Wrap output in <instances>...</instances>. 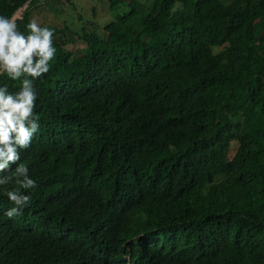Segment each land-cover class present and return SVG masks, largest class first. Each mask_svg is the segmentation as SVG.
Returning a JSON list of instances; mask_svg holds the SVG:
<instances>
[{
	"label": "trees",
	"instance_id": "trees-1",
	"mask_svg": "<svg viewBox=\"0 0 264 264\" xmlns=\"http://www.w3.org/2000/svg\"><path fill=\"white\" fill-rule=\"evenodd\" d=\"M29 1L0 0L25 34ZM108 1L84 51L51 29L38 187L12 219L0 190V264H264V0Z\"/></svg>",
	"mask_w": 264,
	"mask_h": 264
},
{
	"label": "clouds",
	"instance_id": "clouds-1",
	"mask_svg": "<svg viewBox=\"0 0 264 264\" xmlns=\"http://www.w3.org/2000/svg\"><path fill=\"white\" fill-rule=\"evenodd\" d=\"M17 20V15H0V77L20 83L16 91L0 86V190L14 205L5 213L9 219L22 214L32 199L25 193L38 187L27 165L20 163V153L31 146L40 130V116L35 112L39 98L36 81L50 71L56 55L54 30L32 20L25 34ZM11 183L17 187L8 190Z\"/></svg>",
	"mask_w": 264,
	"mask_h": 264
},
{
	"label": "rangeland",
	"instance_id": "rangeland-1",
	"mask_svg": "<svg viewBox=\"0 0 264 264\" xmlns=\"http://www.w3.org/2000/svg\"><path fill=\"white\" fill-rule=\"evenodd\" d=\"M40 1H42L40 7L32 11V20H35L41 27L54 29L57 35H63L62 30L67 28L69 31H66L65 36L74 40L68 45V49L84 51L86 45L78 37L81 30L96 32L103 36L104 27L113 19L108 0H74L77 10H73L65 0ZM153 2L154 0H138L144 12L150 10ZM22 12L23 10L18 11V18ZM238 146L237 142H232L230 158L234 156Z\"/></svg>",
	"mask_w": 264,
	"mask_h": 264
},
{
	"label": "water",
	"instance_id": "water-1",
	"mask_svg": "<svg viewBox=\"0 0 264 264\" xmlns=\"http://www.w3.org/2000/svg\"><path fill=\"white\" fill-rule=\"evenodd\" d=\"M32 1H33V0H30L29 2H27L26 5H25V8H27V7L30 5V3H31ZM17 13H18V12H17ZM17 13H16V14H17ZM16 14H15V15H16Z\"/></svg>",
	"mask_w": 264,
	"mask_h": 264
},
{
	"label": "bare ground",
	"instance_id": "bare-ground-1",
	"mask_svg": "<svg viewBox=\"0 0 264 264\" xmlns=\"http://www.w3.org/2000/svg\"><path fill=\"white\" fill-rule=\"evenodd\" d=\"M18 16V15H17Z\"/></svg>",
	"mask_w": 264,
	"mask_h": 264
}]
</instances>
